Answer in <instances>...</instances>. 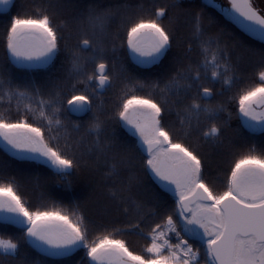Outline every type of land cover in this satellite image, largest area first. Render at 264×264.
Returning a JSON list of instances; mask_svg holds the SVG:
<instances>
[{
	"label": "snow or ice",
	"instance_id": "1",
	"mask_svg": "<svg viewBox=\"0 0 264 264\" xmlns=\"http://www.w3.org/2000/svg\"><path fill=\"white\" fill-rule=\"evenodd\" d=\"M14 7L0 145L46 174L0 161V264H264V0Z\"/></svg>",
	"mask_w": 264,
	"mask_h": 264
},
{
	"label": "trees",
	"instance_id": "2",
	"mask_svg": "<svg viewBox=\"0 0 264 264\" xmlns=\"http://www.w3.org/2000/svg\"><path fill=\"white\" fill-rule=\"evenodd\" d=\"M31 0H15V7L12 9V13L15 14L17 11H20L24 9L26 6L30 4ZM70 2H75V0H70ZM106 3L109 4H114L120 2V0H105ZM226 6H228V2L226 1ZM207 12L210 14L217 16V17H222V13L214 8V7H209L206 9ZM4 14L0 13V23H3L4 20L2 19ZM230 31H234L237 34H241V30L238 28L236 25H231L229 28ZM245 37H247V34H243ZM247 40L249 43H251L254 47L259 48L262 44V42L258 40H254L251 37H247ZM2 42H0V56H2ZM242 68H247L246 72H242L241 74L244 76H251L252 71L250 65H246L244 60L240 61ZM0 95H3L2 92H0ZM13 109L11 112L5 111V109L8 107V102L7 99L5 98L3 101H0V113H3L4 115H15V100L12 102ZM91 114H87L83 118H76L73 117V119H79L82 121H87L89 119ZM233 127H236V120L235 117L233 118ZM257 140H259V136H257ZM0 161H6L9 164V170L15 174L17 172H22L26 174H31V175H36V174H41L42 176L46 174L45 167L43 165H36L34 163H24V162H19L16 161L15 157H13L11 154L6 152L2 147H0ZM31 175H26L24 177L25 182H29L31 180ZM79 191V188L76 189ZM90 191V190H89ZM55 196V192L53 193ZM33 201L35 202V194L33 195ZM67 203V201H65ZM125 239L129 242L130 250H135L137 252H141L144 244L146 241L138 236L135 235H129L126 236ZM83 255V252L81 251L78 254H74V257L72 258L73 260H79L80 256Z\"/></svg>",
	"mask_w": 264,
	"mask_h": 264
},
{
	"label": "water",
	"instance_id": "3",
	"mask_svg": "<svg viewBox=\"0 0 264 264\" xmlns=\"http://www.w3.org/2000/svg\"><path fill=\"white\" fill-rule=\"evenodd\" d=\"M227 2H228V0H226ZM215 3L216 4H218V5H220L221 7H224V5L221 3V2H219V1H217V0H215ZM209 7H213V6H211V5H209ZM214 8H216V7H214ZM216 9H218L219 10V8H216ZM259 41V40H258ZM261 42V41H260ZM262 43H264V42H262ZM86 115H84L83 117H85ZM73 117H76V118H83V117H77V116H73Z\"/></svg>",
	"mask_w": 264,
	"mask_h": 264
},
{
	"label": "flooded vegetation",
	"instance_id": "4",
	"mask_svg": "<svg viewBox=\"0 0 264 264\" xmlns=\"http://www.w3.org/2000/svg\"><path fill=\"white\" fill-rule=\"evenodd\" d=\"M219 2H221L223 5H226V0H217Z\"/></svg>",
	"mask_w": 264,
	"mask_h": 264
},
{
	"label": "rangeland",
	"instance_id": "5",
	"mask_svg": "<svg viewBox=\"0 0 264 264\" xmlns=\"http://www.w3.org/2000/svg\"><path fill=\"white\" fill-rule=\"evenodd\" d=\"M224 7H226V5H224ZM0 147H2L3 148V146L2 145H0ZM4 149V148H3ZM10 154V153H9Z\"/></svg>",
	"mask_w": 264,
	"mask_h": 264
}]
</instances>
